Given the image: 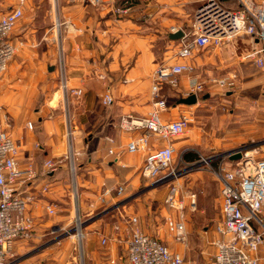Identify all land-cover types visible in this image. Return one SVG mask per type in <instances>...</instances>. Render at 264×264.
I'll return each mask as SVG.
<instances>
[{
    "label": "crops",
    "instance_id": "crops-1",
    "mask_svg": "<svg viewBox=\"0 0 264 264\" xmlns=\"http://www.w3.org/2000/svg\"><path fill=\"white\" fill-rule=\"evenodd\" d=\"M200 1L43 0L42 18L33 17L28 24L18 22L14 27L11 42L16 52L0 73V130L18 144L21 166L33 165L35 179L23 188L34 193L36 201L26 207L34 222L31 236L14 243L15 256L6 264H127L129 218L135 217L137 227L148 234L140 191L166 186L154 185L141 175L144 156L168 144L153 135L145 152L129 153L126 144L142 131H123L118 124L125 115L146 116L150 111L154 97L152 70L158 64L177 61L169 53L173 45L177 49L179 40L169 39L168 34L189 27ZM13 2L0 0V13ZM40 6L26 0L23 13ZM124 7H128L127 13L115 12ZM228 57V51L194 52L187 60L194 67L193 73L180 75L178 88L164 84L159 91L157 97L176 96L161 119L177 120L181 113L190 114L189 108L207 101L209 93L215 92L212 89H219L208 83L210 77L240 74L246 88L225 92L264 90V73L256 72L255 65L227 62ZM63 81L68 88L81 92L64 98ZM194 82L204 84L197 102L178 103ZM107 91L113 102L103 105L101 97ZM91 137L97 140L86 155L87 139ZM169 144L175 150V144ZM188 150L184 148L183 152ZM47 160L56 163L46 175L50 176L48 180L43 178ZM69 161L74 162V173ZM46 181L50 187L48 193H42L39 190ZM118 188L122 189L120 194ZM105 190L110 194L100 203L98 197ZM167 192L166 188L163 204ZM49 203L56 205L55 214H47L45 206ZM163 210L166 216L176 217L166 204ZM72 214L81 217L86 233L79 263L72 254L74 246L71 250L56 246L54 243L60 242L56 237L46 240L49 224L57 223L64 230L72 222ZM216 223L210 244L217 236ZM148 235L162 241L155 234Z\"/></svg>",
    "mask_w": 264,
    "mask_h": 264
},
{
    "label": "built area",
    "instance_id": "built-area-1",
    "mask_svg": "<svg viewBox=\"0 0 264 264\" xmlns=\"http://www.w3.org/2000/svg\"><path fill=\"white\" fill-rule=\"evenodd\" d=\"M13 5L0 13V73L4 72L15 55L16 46L11 42L14 27L23 18L26 0H13ZM98 0H95L97 2ZM236 9L224 6L219 0H201L194 9L189 27L181 29L182 36L174 52L175 62L158 64L152 70L151 93L154 96L150 111L146 116L125 115L120 118V130L142 133L130 140L126 146L129 153L147 150L148 139L156 136L167 143L165 148L154 149L144 156L141 175L152 184H166L168 193L164 204L176 211H181L184 203L180 197L177 179L179 171L172 167L173 148L169 144L172 139L179 138L190 123L191 114L181 113L177 120L163 121L161 113L167 108L166 101L157 98L164 84L178 88V78L182 74H191L194 67L187 62L194 52L212 50L228 51L227 62L251 64L264 70V0H235ZM128 7L117 8L116 13H127ZM248 41L247 46L230 58L237 42ZM246 39V40H244ZM233 75L210 77L208 83L219 88L232 86ZM64 80V75H63ZM64 98L81 91L61 84ZM204 91L202 82H194L185 90V97L198 95ZM103 105L111 104L112 97L107 91L101 97ZM28 128H32L28 124ZM110 153L112 150L109 151ZM241 151H231L224 158ZM242 152L240 159L226 160L224 164L211 169L220 188V219L215 225L217 236L211 242L214 247L210 264H264V158H255ZM18 144L5 131L0 130V264H6L12 257L13 245L17 240L28 239L34 222L27 213V206L34 204L36 196L23 188L36 176L32 164L25 168L18 160ZM202 158L207 165L214 159ZM201 158V157H200ZM71 171L74 173V162ZM199 163L189 165L195 168ZM47 172L53 171L56 163L45 162ZM49 181L40 187V192L48 193ZM122 192L121 188L117 189ZM110 191L105 190L99 197L100 203ZM47 214H55L54 203L45 206ZM165 226L173 240L182 247L187 243L185 221L180 215L169 214L165 218ZM130 236L126 240L127 264H185L181 253L172 251L160 239L152 237L137 227L135 217H130ZM65 233L71 232L64 229ZM105 243V238L102 239ZM187 264H196L187 262Z\"/></svg>",
    "mask_w": 264,
    "mask_h": 264
},
{
    "label": "rangeland",
    "instance_id": "rangeland-1",
    "mask_svg": "<svg viewBox=\"0 0 264 264\" xmlns=\"http://www.w3.org/2000/svg\"><path fill=\"white\" fill-rule=\"evenodd\" d=\"M33 2L41 3V6L36 10L24 12L19 23L28 24L33 17L42 18L45 9L43 0H33ZM247 44L248 41L240 39L233 53H230V58H236V55ZM174 49L176 50L175 45H173L172 52L169 53L170 56H173ZM223 64H225L224 59L221 69L224 68ZM254 69L256 72L258 70V72L264 73V70L260 68ZM233 71H236L237 74L239 72L235 67ZM257 75L255 73L254 76ZM242 82L245 81L241 79L240 74L238 77L235 74L232 86L224 89L213 88L211 92H215L209 93L207 101L189 108L192 116L185 133L179 138L171 140L175 144L171 167L181 173L176 182L184 206L180 212L172 208L170 210L174 211L176 215H180L185 221L187 233L185 246L182 247L176 243L165 229L166 212L163 210L162 201L168 186H157L151 190L140 191L146 210L144 216L148 229L146 232L160 237L172 251L180 252L184 257L185 264L187 262L210 264L213 254L210 241L214 234L212 232L213 225L220 218L221 202L218 182L211 169H216L217 165L224 164L228 160L223 156L226 152L231 151L230 149L248 152V155L254 159L264 158V90L225 92V90L237 91L246 88ZM157 98L166 101L168 105H172L176 101V96ZM90 148H92L91 145L84 152ZM184 148L189 149L185 152L197 154L196 161L201 162L193 169L189 168L191 163L181 159ZM212 155H216V157L208 165L203 162L202 158L209 159ZM71 221L70 225L64 228L71 230L68 234L57 223L51 222L48 228L50 234L46 240L56 237V241H60L54 243L56 246H66L69 250L74 246L76 250L72 254L75 255L76 261L79 263L82 259L81 247L86 233L79 215L72 214ZM11 253V258H13L15 253L13 251ZM70 254L71 251L65 253V257H69Z\"/></svg>",
    "mask_w": 264,
    "mask_h": 264
},
{
    "label": "trees",
    "instance_id": "trees-1",
    "mask_svg": "<svg viewBox=\"0 0 264 264\" xmlns=\"http://www.w3.org/2000/svg\"><path fill=\"white\" fill-rule=\"evenodd\" d=\"M219 2L222 3L226 7H229V8H232V9H236L237 8V4L235 3V0H219ZM95 140H97V139L93 138V137L87 139V148H89L90 145H91L92 148H90L87 151H85L86 155H88L92 151L93 145L95 143ZM181 159H183L185 162H196L197 154H194L192 152H184L182 157H181ZM49 177L44 176L43 178H46L48 180Z\"/></svg>",
    "mask_w": 264,
    "mask_h": 264
},
{
    "label": "water",
    "instance_id": "water-1",
    "mask_svg": "<svg viewBox=\"0 0 264 264\" xmlns=\"http://www.w3.org/2000/svg\"><path fill=\"white\" fill-rule=\"evenodd\" d=\"M181 36H182L181 30H178V32H176V33L168 34V38L171 40H178L181 38ZM196 102H197V99H196V95L194 94V95H189L185 98H180L178 103H182L185 105H194ZM240 156H241V153L237 152V153L229 156L228 158L230 160L235 161V160H239Z\"/></svg>",
    "mask_w": 264,
    "mask_h": 264
},
{
    "label": "bare ground",
    "instance_id": "bare-ground-1",
    "mask_svg": "<svg viewBox=\"0 0 264 264\" xmlns=\"http://www.w3.org/2000/svg\"><path fill=\"white\" fill-rule=\"evenodd\" d=\"M79 236V235H78Z\"/></svg>",
    "mask_w": 264,
    "mask_h": 264
}]
</instances>
